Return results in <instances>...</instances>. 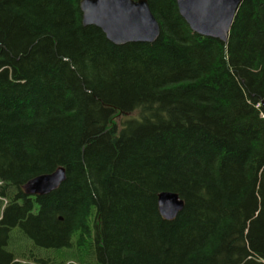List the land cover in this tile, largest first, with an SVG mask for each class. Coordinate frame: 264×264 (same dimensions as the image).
Instances as JSON below:
<instances>
[{
	"label": "trees",
	"instance_id": "obj_1",
	"mask_svg": "<svg viewBox=\"0 0 264 264\" xmlns=\"http://www.w3.org/2000/svg\"><path fill=\"white\" fill-rule=\"evenodd\" d=\"M147 2L157 40L116 46L80 0H0V264H264V0L226 43Z\"/></svg>",
	"mask_w": 264,
	"mask_h": 264
},
{
	"label": "water",
	"instance_id": "obj_2",
	"mask_svg": "<svg viewBox=\"0 0 264 264\" xmlns=\"http://www.w3.org/2000/svg\"><path fill=\"white\" fill-rule=\"evenodd\" d=\"M243 0H176L180 17L199 36L226 43L237 10ZM82 25L94 26L116 46L130 43H154L160 27L150 12L147 0H80ZM65 180L64 168L37 176L26 182L22 191L27 196H43L56 190ZM183 201L175 193L157 196L162 218L173 219Z\"/></svg>",
	"mask_w": 264,
	"mask_h": 264
},
{
	"label": "rangeland",
	"instance_id": "obj_3",
	"mask_svg": "<svg viewBox=\"0 0 264 264\" xmlns=\"http://www.w3.org/2000/svg\"><path fill=\"white\" fill-rule=\"evenodd\" d=\"M14 245L17 246L19 251H22L24 250V248H26L27 243L22 238L17 236L16 238H14Z\"/></svg>",
	"mask_w": 264,
	"mask_h": 264
}]
</instances>
